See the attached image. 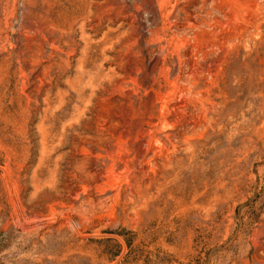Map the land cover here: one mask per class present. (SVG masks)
<instances>
[{"label":"rangeland","instance_id":"rangeland-1","mask_svg":"<svg viewBox=\"0 0 264 264\" xmlns=\"http://www.w3.org/2000/svg\"><path fill=\"white\" fill-rule=\"evenodd\" d=\"M0 264H264V0H0Z\"/></svg>","mask_w":264,"mask_h":264}]
</instances>
